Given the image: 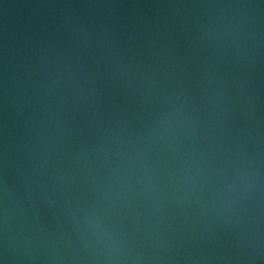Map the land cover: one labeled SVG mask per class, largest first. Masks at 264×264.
<instances>
[{
    "label": "water",
    "instance_id": "95a60500",
    "mask_svg": "<svg viewBox=\"0 0 264 264\" xmlns=\"http://www.w3.org/2000/svg\"><path fill=\"white\" fill-rule=\"evenodd\" d=\"M2 264H264V0H0Z\"/></svg>",
    "mask_w": 264,
    "mask_h": 264
},
{
    "label": "snow or ice",
    "instance_id": "6c2138e0",
    "mask_svg": "<svg viewBox=\"0 0 264 264\" xmlns=\"http://www.w3.org/2000/svg\"><path fill=\"white\" fill-rule=\"evenodd\" d=\"M0 264H2V262H0Z\"/></svg>",
    "mask_w": 264,
    "mask_h": 264
}]
</instances>
